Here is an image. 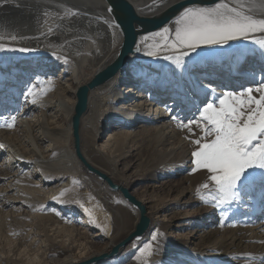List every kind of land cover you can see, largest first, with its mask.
<instances>
[{
    "label": "bare ground",
    "instance_id": "bare-ground-1",
    "mask_svg": "<svg viewBox=\"0 0 264 264\" xmlns=\"http://www.w3.org/2000/svg\"><path fill=\"white\" fill-rule=\"evenodd\" d=\"M127 1L139 16L153 18L184 0ZM161 4L166 6L153 7ZM108 9L105 0H0V44L6 49L0 51V124L16 117L14 129L0 128V144L5 146L0 149V214L37 222L45 218L56 236L70 234L67 237L71 242H78L74 257L52 264H79L76 261L110 255L121 242L122 232L134 227L129 226L134 219L126 214L127 210L131 209L139 218L137 209L118 191H111L105 181L82 165L74 153L73 138L71 144L70 118L74 114L75 93L111 64L121 47V31L109 28L104 22L114 20ZM48 28L53 30L52 34H47ZM150 32L139 34L136 47L140 37ZM12 36L17 39L13 41ZM20 47L32 51L8 50ZM64 59L68 60L67 64ZM261 79H264V51L247 42H233L230 49L202 52L200 57L193 54L187 72L176 70L168 61L136 51L124 60L112 78L88 92L87 110L79 127L85 161L127 190L142 181L147 184L152 181L150 187L154 188L168 184L172 190L185 181L186 193L190 195L180 203L149 193L147 187L141 192L128 190L144 208L147 233L118 249L117 253L124 258H113L114 255L102 264H119L130 253L134 264H138L133 244L139 238L142 246L154 233L159 234V252L151 258L152 264H236L232 263L234 258L242 264H264V249L258 250L257 246V240L264 245V220L255 223L254 217L250 219L246 215L247 219L240 220L236 216L223 226L221 209L210 205L188 223L189 215L174 216L172 223L163 216L177 205L191 208L197 203L193 189L200 187L204 175L202 171L189 174L190 154L178 153L176 158L172 157L180 150V143L189 144V140L185 139L186 130H180L171 120L173 113L168 109L183 110L186 116L190 109L195 111L194 103L203 106L205 90L211 99L212 88L218 96L223 90L257 86ZM28 80L31 82L27 85ZM29 88L33 89L34 97L27 95ZM21 91H24L22 98ZM33 98L35 104L31 103ZM103 127L107 129L105 137L100 134ZM195 131L198 133V129ZM81 138L87 140L86 146H82ZM140 140L153 142L154 148L162 149L163 153L158 152L160 158L151 165L141 166L131 177L126 176L132 166L126 164L128 152ZM118 167L124 171L121 173ZM83 168L98 178L96 190L89 185L93 178ZM182 169L184 172L177 174ZM175 175L182 176V180L171 185L170 178ZM256 181L264 185V178ZM105 190L109 191L108 196L104 195ZM61 192L65 193L63 197ZM257 194L258 190L255 197ZM58 199L67 203H58ZM74 200L81 201L92 212L95 223L83 209L71 203ZM261 208L260 202L256 209ZM228 209L229 206L223 209L227 216L231 213ZM208 210L213 212L204 221ZM56 212L61 215L57 216ZM97 223L106 231L97 228ZM164 224L173 232L163 233ZM88 228L92 239L103 245L85 246L81 232ZM246 242H251L255 250L246 253L243 249Z\"/></svg>",
    "mask_w": 264,
    "mask_h": 264
},
{
    "label": "snow or ice",
    "instance_id": "snow-or-ice-1",
    "mask_svg": "<svg viewBox=\"0 0 264 264\" xmlns=\"http://www.w3.org/2000/svg\"><path fill=\"white\" fill-rule=\"evenodd\" d=\"M160 6L166 5H153L156 8ZM107 11L111 13L112 8ZM104 22L109 28H121L114 20ZM52 31L48 28L47 34H52ZM261 36H264V0H214L211 4L194 2L185 5L171 25L142 35L136 51L168 61L176 70L187 72L193 54L200 57L202 52L230 49L233 42H247L264 51ZM11 39L15 41L17 37L12 36ZM4 50V45L0 44V51ZM8 50L21 53L32 51L28 47ZM64 63L67 64L68 60L64 59ZM48 83L52 82L49 80ZM211 94L212 98L208 99L205 90L203 106L194 103L195 111L190 109L186 116L183 110H168L172 111L171 120L177 127L188 133L185 139L192 146L189 174L201 171L206 174L207 180L197 189V196L203 204L223 210L239 199L241 188L255 171H264V79L259 80L257 86L223 90L218 96L216 89L212 88ZM27 95L34 97L33 89H27ZM31 103L35 104L36 99L33 98ZM15 126V116L0 124V128L6 129H14ZM4 148L0 144V149ZM64 195V192L60 193L61 197ZM57 202L67 203L62 199ZM71 203L83 209L89 220L95 223L92 212L81 201ZM221 214L227 218L226 211ZM56 215L61 213L56 212ZM96 227L106 231L99 223ZM158 237V233L152 234L142 246H139L137 238L133 247L137 249L138 254L134 255L138 264H152L151 258L159 252Z\"/></svg>",
    "mask_w": 264,
    "mask_h": 264
},
{
    "label": "rangeland",
    "instance_id": "rangeland-1",
    "mask_svg": "<svg viewBox=\"0 0 264 264\" xmlns=\"http://www.w3.org/2000/svg\"><path fill=\"white\" fill-rule=\"evenodd\" d=\"M30 82L31 80H28L27 85ZM87 82L88 80L86 81V83ZM242 87H244V85ZM91 91H89V93ZM23 93L24 91L20 92L21 98L24 95ZM75 96H76V93H75ZM87 101H88V98H87ZM75 104H76V98H75ZM73 113H74V108H73ZM72 116L70 118V125H71ZM1 117L3 118L4 115H2ZM107 124L108 122L105 123V128ZM105 128L103 127L100 133L102 137H105L104 135H106L107 133L106 132L107 129ZM71 144H72V136H71ZM81 144L82 146H86L87 140L85 138L83 139L81 138ZM154 145L155 144L151 141L146 142V141L140 140L139 142L136 143V145L131 146L133 150L128 152L130 156L126 159V164H131L132 166H131V170L126 173V176L131 177L132 172L135 171L136 169H140L141 166L147 167L151 165L154 161L160 158L159 154L163 153V150L154 148ZM125 151L127 153V150ZM191 151H192V146L190 142L189 144L186 142L184 143L182 142L180 143V150H178L176 154H172V157L176 158L178 153L191 155ZM81 152H82V149H81ZM118 169L120 170L121 173L124 171L122 167H118ZM83 171L86 173V175L93 178L90 181L89 185L90 184L93 185L96 190L98 188L99 180L96 181L98 178L88 173L84 168H83ZM183 172H184V169H182V171L180 170L179 172H177V174H182ZM181 178L182 176L175 175L174 177L170 178L172 179V182H170V184L176 185L175 183L178 180H182ZM261 178H264V171L257 170L253 173L250 180L245 181L244 186L240 190L239 199L235 200L231 205H229L228 211H230L231 213L229 216H227V218H224L223 226H226L230 221H233V217H236V216H238L240 220L247 219L248 216L250 217V219L254 217V219L252 220L255 223L264 220V190H263L264 185L262 181L261 182L256 181ZM206 180H207V177H206V174L204 173L203 183L206 182ZM152 184H153L152 181L148 182V184L147 182H143V181L140 183H134L133 185L130 186L128 190H134L135 192H138V191L141 192L143 188L145 189V187H147L149 193L156 194V196L158 197H170L180 203L187 201L190 197V195L186 193L187 192V189H186L187 182L185 181H181V183L179 182V184L174 186L172 190H170V187L167 186L168 184L165 185L166 188L165 187H155V188L150 187L152 186ZM257 190L259 191V194H257L258 197H255ZM193 191L194 193L192 195H194V197L197 198L198 200L197 203H195L191 208L189 207L184 208L182 205H177L175 210L174 208H172L169 212L163 214V216H165V219L169 220V221L167 220L168 223L173 222L171 220L172 218H174V216L176 217V216H181V215H189L191 218L187 219V223H188L189 221H192L191 219L196 218L201 211H205L204 208L209 206V205L203 204V202L199 199V197H197V188H194ZM103 193L105 196H108L109 191L105 190V192ZM260 202L262 203V208L256 209V205H259ZM251 209H255V212L250 213ZM129 211H131V209L127 210L126 214L127 215L129 214L134 219V222L132 224L130 223L129 226L130 227L134 226V227L129 229L127 232H122L121 236L119 237V240L121 239V241L124 240L131 233V232L128 233L129 231L134 230L135 225L137 224V221H138V218L135 217L134 213L132 211H131L132 213ZM222 211L223 210L219 211L220 212L219 214L221 216L220 220L223 218L221 214ZM211 212H213V210L212 211L208 210L207 213L204 214V217H203L204 221H206V219L210 217ZM136 214L138 217L137 210H136ZM165 224H164L163 233L173 232V230L166 227ZM149 227H150V224H149ZM149 227L147 231L149 230ZM187 229L188 228H186L185 230ZM146 233L144 234V236L146 235ZM67 235H70V234H59V236H56V234L50 229L49 221L46 220L45 218L37 222L36 220L34 221L32 219L13 218L11 216H4L0 214V264H52L53 261L68 260L74 257V252L77 248L78 242L76 244L74 243V241L71 242V239L68 238ZM82 238L83 240L84 239L86 240L85 246L95 247V243H96V246L103 245L101 241L95 242L92 239L91 231L89 230V228L85 229L83 233L81 232V240ZM257 243H258L257 246L259 248L258 250L264 249V245L260 244L261 242L257 240ZM245 245L246 247L243 249L245 250L246 253H250L255 250V247H253L251 242H246ZM83 252H85V254L87 253L85 250H83ZM131 254L132 253L128 254L127 255L128 257L126 256V259L121 260L119 264H134V262L131 259L132 257ZM113 258L122 259L124 257L121 258V253L119 254L118 252ZM87 260L88 259L86 260L82 259V260L76 261V263H79V262L81 263ZM232 263L242 264V263H239L235 258L232 260Z\"/></svg>",
    "mask_w": 264,
    "mask_h": 264
},
{
    "label": "water",
    "instance_id": "water-1",
    "mask_svg": "<svg viewBox=\"0 0 264 264\" xmlns=\"http://www.w3.org/2000/svg\"><path fill=\"white\" fill-rule=\"evenodd\" d=\"M105 2L107 3L109 8H112L111 15L114 21L118 22L121 25V28L118 29L122 34V43L115 60L111 64L97 72L88 83L82 85L76 92V104L74 107V114L71 119L73 150L78 160L90 173L105 181L111 191H118L126 202L137 209V211L139 212V218L135 226V230L126 239L116 245V247H114L111 251L110 255H102L99 258H92L79 264H96L110 259L117 254L119 248L125 246L131 239L144 235L148 224V219L145 215L143 206L137 200H135L133 196L130 195L129 191L125 188L117 186L104 174L91 167L85 161L81 154L79 127L81 117L83 116L87 108L88 92L104 84L107 80L112 78L122 67L124 60L130 54L136 52L137 38L140 33L155 31L165 26L178 15L179 11L182 10L185 5L194 2L200 4H211L214 2V0L180 1L167 8L158 17L153 18H145L139 16L127 0H105Z\"/></svg>",
    "mask_w": 264,
    "mask_h": 264
}]
</instances>
